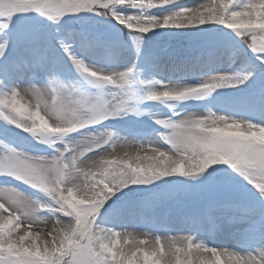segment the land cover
Segmentation results:
<instances>
[{
    "label": "snow or ice",
    "instance_id": "6c2138e0",
    "mask_svg": "<svg viewBox=\"0 0 264 264\" xmlns=\"http://www.w3.org/2000/svg\"><path fill=\"white\" fill-rule=\"evenodd\" d=\"M173 3L0 0V137L19 129L50 148L35 154L0 139V264H264V0L148 12ZM82 12L126 28L138 54L161 28L221 25L229 39L145 51L156 65L207 69L194 83L145 81L135 63L106 70L84 58L116 50L112 35H58L55 26ZM65 57L86 86L61 77ZM213 93L219 111L170 103ZM143 101L173 109L150 113L159 141L102 126L143 115ZM229 230L239 248L206 239Z\"/></svg>",
    "mask_w": 264,
    "mask_h": 264
},
{
    "label": "rangeland",
    "instance_id": "374dc122",
    "mask_svg": "<svg viewBox=\"0 0 264 264\" xmlns=\"http://www.w3.org/2000/svg\"><path fill=\"white\" fill-rule=\"evenodd\" d=\"M207 0H174L173 4L164 6V10L159 9H149L150 14H167V11H174L178 7H191L199 3H205ZM132 11H137L133 9ZM35 16V14H32ZM42 22L37 20H29L24 23V26L31 27L37 23ZM46 25V32L50 35H57L53 31L54 26H50L48 30ZM55 27H59L61 31L59 36L67 37L69 35H83L78 30V27L84 29V34L88 35L91 33H106L112 35L118 43L116 50H106L103 56H93L85 55L84 58L91 63L97 64L106 70L116 69L131 66L133 63L136 65V70L139 73L140 79L145 81H152L162 79L168 82H185L194 83L199 79H203L207 75V69L204 67H197L195 69L184 67L180 65H156L149 62L144 53L148 50L167 48L171 52H182L185 50L186 45L197 43L200 40H206L209 38L216 39L218 41H227L229 39L228 33L230 30L221 25H211V26H200L199 28H161L156 29L152 33H148L144 36V42L141 46L140 53H137L136 48L130 49L126 48L124 45V35L128 33V30L123 26L117 25L110 17H99L92 13H79L75 17H66L61 23ZM158 33L159 35H157ZM149 35V36H148ZM167 44V45H166ZM166 45V47H164ZM73 48L80 53L81 49L78 45H73ZM246 55V54H245ZM121 63H127L125 66H121ZM70 67V61L64 58V71L61 73L63 79L72 80L78 82L81 85H87V82L80 76L79 73L73 68L71 71L68 70ZM137 88L142 89V85L137 83L135 85ZM243 87V86H240ZM94 91V90H93ZM217 92L231 93L232 95H239L235 93L232 89H218ZM216 93H213L210 97H205L200 100L202 103H196V99H189L187 101H182L179 103H174L176 105L175 110L179 111L182 108L187 110L203 111L204 109H211L212 111H219L217 103L213 100ZM189 101L192 103L188 104ZM199 101V100H198ZM207 103H211L212 107L208 108ZM144 106L142 111L143 115L137 116L134 113H129L125 116L111 118L105 121L102 126L111 127L114 131L118 132L122 136H126L132 141H159V132L163 129L156 121L152 118L150 113H154L158 116L170 115L173 109L167 107L166 104H160L158 102L143 101L140 106ZM232 111V109H228ZM233 114L240 115V112H234ZM5 127L4 122L0 119V129ZM0 139H7L8 143L15 144L17 147L25 151H30L35 154H45L50 151L47 144H42L35 137H31L28 133H22L21 130L16 129L15 132L10 133L7 138L0 137ZM58 143H60L58 141ZM3 178L0 177V180ZM246 184V182H244ZM31 191V190H29ZM243 195L246 199L250 201H255L258 198V193L251 185H246L243 190ZM129 231H133L129 229ZM135 231H146L145 229H136ZM174 234V233H173ZM209 242L215 244L216 246L225 247H238L239 241L236 238L235 230H229L219 236H209L206 237Z\"/></svg>",
    "mask_w": 264,
    "mask_h": 264
},
{
    "label": "bare ground",
    "instance_id": "6f19581e",
    "mask_svg": "<svg viewBox=\"0 0 264 264\" xmlns=\"http://www.w3.org/2000/svg\"><path fill=\"white\" fill-rule=\"evenodd\" d=\"M93 56H91V58H92ZM95 57V56H94ZM127 63H121V66H125Z\"/></svg>",
    "mask_w": 264,
    "mask_h": 264
}]
</instances>
